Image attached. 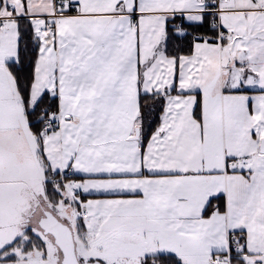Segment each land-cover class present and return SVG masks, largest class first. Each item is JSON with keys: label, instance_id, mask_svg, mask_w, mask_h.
<instances>
[{"label": "crops", "instance_id": "crops-1", "mask_svg": "<svg viewBox=\"0 0 264 264\" xmlns=\"http://www.w3.org/2000/svg\"><path fill=\"white\" fill-rule=\"evenodd\" d=\"M54 1L0 0V251L26 240L32 213L63 202L84 213L70 226L76 256L97 242L110 256L124 247L143 262L209 264L233 231L246 250L237 264H264V0H222L219 26L236 37L195 40L179 55L166 51L182 32L171 28L211 23L202 0ZM54 11L44 32L36 17ZM18 18L47 39L30 88L31 106L56 99L60 128L47 134L29 128L7 68L18 59ZM141 94L162 109L145 144ZM239 156L249 160L236 167ZM61 170L73 180L58 190L49 183L59 194L50 197L48 174ZM220 196L223 208L206 213Z\"/></svg>", "mask_w": 264, "mask_h": 264}, {"label": "trees", "instance_id": "trees-1", "mask_svg": "<svg viewBox=\"0 0 264 264\" xmlns=\"http://www.w3.org/2000/svg\"><path fill=\"white\" fill-rule=\"evenodd\" d=\"M15 23V29L18 38V59L17 62H12L8 64V71L13 79L16 92L18 97L21 99L26 119L31 131L40 135V127L42 121L49 111L57 110L56 99L50 97L48 94L42 95L37 102L31 106L30 105V88L33 81V63L40 51V40L35 33L34 22L29 18H18L13 21ZM180 26H174L173 29L181 32V29H184V32H181V35L178 33H171L169 35V40L167 42V53L173 55H179L189 52L191 43L195 41V37H216V30L212 28L210 24V17L206 16L204 22L198 26L186 25L183 22L179 21ZM182 43V47L177 49V44ZM157 100V99H156ZM155 101V100H154ZM153 101V96L148 94H141L139 99V112L141 115L146 113L150 114V122L147 127V130L142 138L143 143L145 144L149 139L150 135L157 129L160 120V113L162 111L159 108V102L155 103ZM195 115L198 117L199 114L196 110ZM47 193L50 197L57 198L59 194L51 191L50 185L48 182ZM223 208V200L220 196L219 199L211 201L207 208L206 213L213 211V208ZM25 231L26 241L23 243L21 239L15 240L11 245L4 248L1 253L10 252L14 249H19L22 252H28L32 249H38L44 251V246L39 242L38 238L32 233V231ZM45 258V256L43 255ZM8 260L16 259L13 255L5 257ZM3 258V259H5ZM155 261L156 264H182L178 258L173 255H160L156 257L145 258V263H150ZM240 261L237 259L233 260V264H237Z\"/></svg>", "mask_w": 264, "mask_h": 264}, {"label": "rangeland", "instance_id": "rangeland-1", "mask_svg": "<svg viewBox=\"0 0 264 264\" xmlns=\"http://www.w3.org/2000/svg\"><path fill=\"white\" fill-rule=\"evenodd\" d=\"M11 35V34H9ZM38 38L41 42L47 40L46 36L37 33ZM50 40V39H48ZM41 77V61L40 59L36 60L34 65V85L39 86V78ZM34 97V96H32ZM34 103V100L32 101ZM148 114V113H146ZM145 114V117L148 118V122L151 119ZM52 208H47L51 211L54 209L55 211L62 212V217H65L69 223V226L74 229V223H76L77 218L80 216V211L76 208H69L66 203L58 202L56 206H52ZM42 216V209L37 210L32 213V216L27 224H25V230L23 232L22 237L25 238V231H32L36 238H38L39 242L44 246L43 250L32 249L28 252H22L19 249H14L9 253H1L0 251V264H61V253L57 246L54 244L53 238L50 235L43 234L42 230L38 226V220ZM27 231V232H28ZM26 240L23 241L25 243ZM87 244L92 245V241L87 239ZM96 249H85L86 254L77 255V259L80 264H156L155 261L150 263L143 262L142 257L139 252L126 250L124 247L120 249H115L114 255L110 256L105 254V251L102 249H98L97 242L95 243ZM14 255L16 259L8 260L4 256H12ZM42 255L45 256L42 257ZM5 258V259H3Z\"/></svg>", "mask_w": 264, "mask_h": 264}, {"label": "built area", "instance_id": "built-area-1", "mask_svg": "<svg viewBox=\"0 0 264 264\" xmlns=\"http://www.w3.org/2000/svg\"><path fill=\"white\" fill-rule=\"evenodd\" d=\"M207 6L205 12L211 15V26L217 31V41H231L236 37V33L230 29H223L219 26L218 16L222 12L220 8V2L222 0H202ZM62 5L61 0H55L54 6L57 8ZM60 15V12L54 11L48 17H36L37 25L44 31L50 32L52 29V23L56 20V18ZM44 19V23L42 20ZM4 18L0 17V31L2 26V21ZM180 24H178L179 26ZM182 30H184L182 28ZM196 39H199L196 36ZM207 39V38H205ZM61 117L58 114V111H49L42 121L40 127L41 134H47L49 132L57 131L60 128ZM248 161V157H235L230 160V163L237 166L240 163ZM73 180V176L69 170H61L58 172L50 171L48 174V181L51 187L54 190L64 188L69 182ZM75 191V189H73ZM80 216H84V213L80 211ZM246 254V250L244 245L239 239V236L236 232H228L227 233V247L224 252L214 253L210 257L209 264H232L234 259H239Z\"/></svg>", "mask_w": 264, "mask_h": 264}, {"label": "water", "instance_id": "water-1", "mask_svg": "<svg viewBox=\"0 0 264 264\" xmlns=\"http://www.w3.org/2000/svg\"><path fill=\"white\" fill-rule=\"evenodd\" d=\"M138 137L135 128L134 138ZM259 152L264 154V137L261 139ZM38 226L43 234L50 235L61 253V264H80L76 252L73 234L70 226L49 209H43L38 220Z\"/></svg>", "mask_w": 264, "mask_h": 264}]
</instances>
